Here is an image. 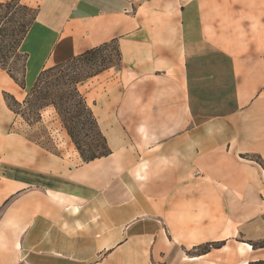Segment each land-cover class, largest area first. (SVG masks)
<instances>
[{
    "label": "crops",
    "instance_id": "obj_1",
    "mask_svg": "<svg viewBox=\"0 0 264 264\" xmlns=\"http://www.w3.org/2000/svg\"><path fill=\"white\" fill-rule=\"evenodd\" d=\"M19 1L34 18L22 79L0 66V264L264 262V0ZM105 46L121 67L79 91L109 154L82 161L8 99Z\"/></svg>",
    "mask_w": 264,
    "mask_h": 264
},
{
    "label": "rangeland",
    "instance_id": "obj_2",
    "mask_svg": "<svg viewBox=\"0 0 264 264\" xmlns=\"http://www.w3.org/2000/svg\"><path fill=\"white\" fill-rule=\"evenodd\" d=\"M33 18L34 10L19 0L0 5V23L3 26L0 65L18 81L22 79L25 60L19 45ZM106 67H121L115 46L50 70L40 78L24 103L8 99L9 104L30 124L46 123L48 140L57 151L68 155L74 150L82 161L105 155L108 152L106 141L80 95L79 85Z\"/></svg>",
    "mask_w": 264,
    "mask_h": 264
},
{
    "label": "trees",
    "instance_id": "obj_3",
    "mask_svg": "<svg viewBox=\"0 0 264 264\" xmlns=\"http://www.w3.org/2000/svg\"><path fill=\"white\" fill-rule=\"evenodd\" d=\"M0 25H1V23H0ZM28 29H29V28H28ZM27 32H28V31H27ZM2 33H3V26L1 25V28H0V38H1ZM26 34H27V33H26ZM26 34H25V36H26ZM25 36H24V38H25ZM24 38H23V39H24ZM22 41H23V40H22ZM22 41H21V43H22ZM21 43H20V45H19V48H20V46H21ZM107 47H109V46H105V47H102V48H99V49L93 50V51H91V52H88V53H86V54L80 56V57L74 58V59H72V60H69V61L63 63V64L57 65V66H55V67H52V68H50V69H47V70L43 71V72L40 74V76L38 77V79H37V81H36L34 87H33L32 90H31V93H32V91L36 88V85L38 84V81L40 80V78H41L45 73H47V72H49L50 70H52V69H54V68H57V67H63V66L70 65L71 63H73L74 61H76V60H78V59H80V58H83V57H85V56H88V55H90V54H92V53H96L97 51H100V50H102V49H104V48H107ZM118 54H119V53H118ZM24 59H25V60H24V66H25V62H26V56H25V55H24ZM119 59H120V57H119ZM0 66H1V65H0ZM2 68H4V67H2ZM110 68H111V67H106V68L102 69V71H100V72H98L97 74H95L94 76H96V75H98V74L102 73L103 71L108 70V69H110ZM4 69L7 70L6 68H4ZM8 72H9V71H8ZM23 72H24V68H23ZM9 73H10V72H9ZM10 74H11V73H10ZM11 75H12V74H11ZM94 76H92V77H94ZM12 77H13L14 79H16L13 75H12ZM92 77H90V78H92ZM90 78H88V79H90ZM88 79H86V80H88ZM86 80H83L82 82H84V81H86ZM17 81H18V80H17ZM82 82H81V83H82ZM80 95H81V97H82L84 103L86 104V102H85V100H84V98H83V96H82L81 93H80ZM86 105H87V104H86ZM87 107H88V105H87ZM88 108H89V107H88ZM89 111H90V115H91V117H92V119H93V121H94V124L96 125V127H97V129H98V126H97V124H96V121H95V119H94V116H93V114H92L90 108H89ZM98 131H99V130H98ZM99 133H100V132H99ZM101 136H102V135H101ZM108 154H109V150H108V152H107L105 155H102V156H99V157L107 156ZM99 157H93V158H90V159L85 160V161L95 160V159H97V158H99ZM259 264H264V262H261V263H259Z\"/></svg>",
    "mask_w": 264,
    "mask_h": 264
}]
</instances>
